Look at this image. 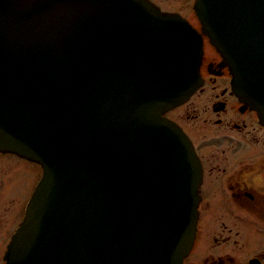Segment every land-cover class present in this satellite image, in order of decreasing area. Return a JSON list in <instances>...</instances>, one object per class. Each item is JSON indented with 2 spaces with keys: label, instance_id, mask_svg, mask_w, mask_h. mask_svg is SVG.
<instances>
[{
  "label": "water",
  "instance_id": "water-1",
  "mask_svg": "<svg viewBox=\"0 0 264 264\" xmlns=\"http://www.w3.org/2000/svg\"><path fill=\"white\" fill-rule=\"evenodd\" d=\"M264 123V0H195ZM202 40L150 0H0V151L43 167L6 264H182L201 169L165 111L201 85Z\"/></svg>",
  "mask_w": 264,
  "mask_h": 264
},
{
  "label": "flooded vegetation",
  "instance_id": "flooded-vegetation-1",
  "mask_svg": "<svg viewBox=\"0 0 264 264\" xmlns=\"http://www.w3.org/2000/svg\"><path fill=\"white\" fill-rule=\"evenodd\" d=\"M189 22L201 32L200 23ZM202 40L201 87L165 113L191 140L201 165L197 229L183 264H264V123L233 93L223 57L206 36ZM196 104L208 113L204 124L186 126L192 123L187 110ZM210 128L205 150L196 134ZM27 167L36 172L29 193ZM41 174L37 163L0 151V264Z\"/></svg>",
  "mask_w": 264,
  "mask_h": 264
},
{
  "label": "rangeland",
  "instance_id": "rangeland-1",
  "mask_svg": "<svg viewBox=\"0 0 264 264\" xmlns=\"http://www.w3.org/2000/svg\"><path fill=\"white\" fill-rule=\"evenodd\" d=\"M157 1H159L161 6L164 7L165 9L180 11L181 15L184 16L185 19H189L190 21L194 22L196 25H199V22H198L195 14H194V10L191 7L193 0H157ZM196 106L197 107H195V108H191V109L187 110V112H188L187 114H189V113L191 114L189 116V118H190L189 120L192 123H190V124L186 123V126L194 127V126H197L198 124H201V123L204 124L205 119L202 117V115H204L203 113H205V114H208V113L206 111L203 112V106L202 105L200 106V108L198 107L197 104H196ZM210 130H211V128L209 130L199 132L196 134V140L201 146H205L206 143H208L212 140V139H210ZM214 141H216V140H214ZM207 147L208 146H205L204 149L206 150ZM27 171H28V175H27V179L25 182L24 190H26V192L29 193L31 186H32V182L35 178V176L33 174H36V172H35V170L34 171L31 170V167H27ZM37 176H38V172H37ZM24 190H23V192H24Z\"/></svg>",
  "mask_w": 264,
  "mask_h": 264
}]
</instances>
